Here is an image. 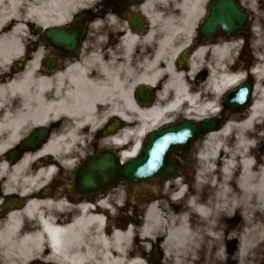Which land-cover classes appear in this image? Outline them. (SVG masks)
<instances>
[{"label": "bare ground", "instance_id": "bare-ground-1", "mask_svg": "<svg viewBox=\"0 0 264 264\" xmlns=\"http://www.w3.org/2000/svg\"><path fill=\"white\" fill-rule=\"evenodd\" d=\"M96 0H0V54L6 57L21 51L31 40L33 31L45 30L67 22L80 8ZM264 3V0H262ZM207 0H148L143 11L150 22L148 33L142 39L126 33L122 40V52H117L116 60L104 68L102 79L87 80L82 65H73L64 73L50 78L37 75L36 60L29 64L17 87L10 84L11 92L17 88L23 96V109L17 117L10 118L12 140L22 130L26 122L44 121L50 114L64 112L75 116L76 121H93L97 105L105 106L108 112H114L125 120L123 129L116 135L117 145L131 141L128 149L120 152L119 157L126 161L139 152V144L148 130L168 122L186 102V115L199 119L214 112L217 97L224 90L238 85L244 74L233 72L227 62L232 58V51L239 44H221L212 49L213 56L206 58L207 49L200 47L192 55V76L200 69L208 71V78L201 84L213 95L210 100H200L197 94L187 91L184 74L174 66V58L189 41L194 24L203 15ZM157 5V6H156ZM157 9H156V7ZM11 22L8 30L6 24ZM256 34L253 42L257 63L252 74L255 77L253 100L247 108L245 120L234 122L240 114L232 115L217 131L206 134L200 142L201 149L197 157L199 170L197 179L210 176V184L215 186L214 196L206 200V205L198 204L197 197L187 199V208L168 211L165 206L158 208L151 202L146 208L139 226L130 225L126 229L107 230L101 214L88 209L76 216L72 222L60 226L50 213L40 211L51 206V202L30 200L24 212L27 218L34 220L38 230H22V213L12 214L0 229V260L4 264H26L42 248V236H46L52 258L57 264H143L138 258H129L136 238L151 240L160 233L163 237L161 248L168 256L171 248L176 250H193L205 237L217 239L215 223L220 215L228 213L233 204L241 203V217L246 228L240 238L239 264H247L242 253L256 241H264V154L257 158L252 156L255 143L264 138V26L254 28ZM155 44L153 53L147 58L133 60V49L140 42ZM63 79L71 88L65 86ZM164 80L161 98L173 92V97L143 106L135 100L132 92L138 85L156 86ZM34 88L35 91L30 90ZM55 94L71 98H41L47 89ZM36 98H30V95ZM159 96V97H160ZM158 97V98H159ZM258 129L259 133L255 132ZM254 131V132H253ZM69 137H73L70 134ZM59 143L52 141L49 147L58 152ZM261 147H264L262 144ZM47 148L37 152L44 153ZM32 156H27L19 167L11 168L9 179L16 183L21 174L22 165ZM1 170L6 172L4 164ZM43 170L36 176L50 172ZM218 174V176L216 175ZM219 177V178H218ZM235 180V188L231 181ZM37 178H28L21 183L30 186ZM176 185L172 193V203L179 202L186 194V188L179 178L165 183ZM231 183V184H230ZM149 189V186L145 187ZM118 192V188L114 189ZM113 190V191H114ZM120 203V200H118ZM192 209L198 215L197 223L192 219ZM191 212H190V211ZM230 213V212H229ZM215 239V240H216ZM145 249L149 241H144ZM216 253L221 249L216 245ZM217 260H208L204 264H222ZM192 264H198L192 260Z\"/></svg>", "mask_w": 264, "mask_h": 264}, {"label": "flooded vegetation", "instance_id": "flooded-vegetation-1", "mask_svg": "<svg viewBox=\"0 0 264 264\" xmlns=\"http://www.w3.org/2000/svg\"><path fill=\"white\" fill-rule=\"evenodd\" d=\"M147 1L96 0L80 8L63 24L33 31L31 40L14 55L8 54L3 57L0 54V229L12 214L22 213V230L24 232L39 231L36 222L27 218L24 212L30 200L51 202V206L42 208L40 211L52 214L57 224H69L86 209L101 214L107 230L117 227L123 229L128 222L132 221L134 213H137L127 196L131 193L132 186L120 183L122 194L120 203L117 200V192L114 190L118 184L102 189L85 187L86 182L100 183V174L88 168V164L97 155L103 153L113 155L130 148L131 141H127L122 146L117 145L115 140L116 135L123 129L125 120L114 112H108L105 106L99 105L95 107L93 121H76L72 114L60 111L50 114L44 121L24 123L23 129L10 140V118L17 117L23 109L21 102L23 96L17 88L11 92L10 84L14 82L17 87L33 60H36L37 75L50 78L52 81L56 75L78 64L84 68L87 80L102 79L105 74L103 67L116 60L117 52H122V40L126 33L133 34L138 39H142L148 33L150 22L142 9ZM211 1L207 0L204 9L208 8ZM77 24L81 26V29H73ZM6 27L8 30L11 28L10 21ZM251 28V24H248L247 30L240 36H229L227 31L220 28L207 39L198 32L191 35L174 60L176 69L184 74V81L190 95L197 94L202 101L213 98L210 92L201 87L208 78V71L200 69L193 76L190 72L192 55L202 46L207 49L206 58L210 61L214 47L229 43L239 44L232 51V58L227 64L230 63L233 71H244L247 78L252 80L251 69L255 62L251 50L254 42L249 31ZM154 49L153 42L142 41L136 44L132 52L133 60L138 61L149 57ZM63 82L66 87L71 88L66 79H63ZM163 82L164 80H160L156 86H148L144 97L135 94V100L143 106H149L163 99L172 98L173 92L163 98L159 95ZM30 91L34 92L35 89L32 88ZM227 91L224 90L217 97L215 111L202 118L216 117L221 119V124L225 122L229 117V109L223 101ZM30 98L36 97L32 94ZM41 98L51 100L71 97L55 94L49 88ZM187 107L184 103L170 122L192 118L186 115ZM70 134H73V137H69ZM52 141L59 143L57 153L52 152L49 147ZM44 148H47L44 153H37ZM29 155L32 157L20 167L21 174L18 175V180L16 183H11L9 179L11 168L19 167ZM173 156L183 162L173 179L178 176L190 178L183 168V165H186L185 153L174 152ZM2 164L5 165L6 172L1 170ZM50 168L51 171L46 175L36 176L38 172ZM31 177L37 178L34 184L27 186L21 183ZM232 187L235 188V186ZM148 199L141 196L139 202ZM227 211L234 214L225 213L213 219L220 226V229L216 230L217 239L210 240L205 237L200 242L204 243L205 247L208 245L211 247V243L220 245L227 255L226 262L222 264H234L232 260H239L240 238L247 226L240 215L241 203L233 204ZM221 232L222 235H219ZM42 239V248L32 257L31 260H36L32 264H57L52 258V250L46 236L43 235ZM203 249L205 248L202 247ZM153 254L154 251L151 249L148 255H145L147 264H166L159 253H157L158 256H152ZM196 259L198 264H204L209 260H205L204 252L201 253V250L197 252ZM0 260L3 259L0 257Z\"/></svg>", "mask_w": 264, "mask_h": 264}, {"label": "water", "instance_id": "water-1", "mask_svg": "<svg viewBox=\"0 0 264 264\" xmlns=\"http://www.w3.org/2000/svg\"><path fill=\"white\" fill-rule=\"evenodd\" d=\"M247 20L248 13L239 6L237 0H213L199 31L205 37L216 28H223L229 34H238L244 29ZM138 92L142 95L143 88H138ZM249 93L250 84L243 83L228 91L224 101L230 109L236 110L244 106ZM217 129L218 121L211 119L201 122L186 120L154 129L141 145V152L137 157L122 164L114 157L103 154L89 167L101 174V187L118 181L137 184L156 177L164 178L175 173L168 156L171 149L187 150L191 141Z\"/></svg>", "mask_w": 264, "mask_h": 264}, {"label": "rangeland", "instance_id": "rangeland-1", "mask_svg": "<svg viewBox=\"0 0 264 264\" xmlns=\"http://www.w3.org/2000/svg\"><path fill=\"white\" fill-rule=\"evenodd\" d=\"M244 7L251 12V19L253 22V27H257L258 29L263 28L264 26V3L262 0H242ZM157 6V5H156ZM155 6V7H156ZM157 9V7H156ZM252 30L253 38H255V30ZM254 51V48H253ZM255 52V51H254ZM256 58V55H254V60ZM255 81V79H254ZM247 110V109H246ZM246 110H244L235 121L241 120V118L245 117L247 115ZM200 140H197L192 145V151L185 155L184 159L186 160V167L187 169H190L192 171V180L188 179L187 182V191L185 196L177 203H172V193L176 190V185L169 184L167 187H163L161 182H152L149 186V189L147 191H144L142 189H139L138 187H134L133 192H135L131 199L133 203H135V206L139 204L138 195L145 196V195H153L152 199L149 200L151 202H156L158 205V208H162L165 206V208L168 211H172L175 209H184L187 208V199L189 197H197V203L198 204H204L206 205V200L208 198H211L215 192L216 187L210 184V176L204 175L200 179H197V176L195 174L196 171L199 170V159L197 158V152L201 149L200 147ZM264 146V138H262V141H258L257 145L255 146V152L258 151L257 158H260L264 154V147H261L260 145ZM218 176V174H216ZM196 177V178H195ZM219 178V177H218ZM231 183H236L235 180H232ZM230 183V184H231ZM144 191V192H143ZM118 193H120V189L118 190ZM144 193V195L142 194ZM122 197V194H121ZM118 199V198H117ZM150 202H144L143 204L137 205V211L138 217H135L132 224L134 226H139L143 220L142 214L149 205ZM164 205V206H163ZM134 206V207H135ZM190 211V210H189ZM191 212V211H190ZM192 219L197 223L199 218L198 215L195 213V211L192 209ZM141 215V216H140ZM259 215L263 216L261 211L259 210ZM162 235L158 233L155 238L151 240H143L140 238H136L133 242L132 251L130 253L131 257H142V254L144 253L145 247L143 245L144 241H149L152 246L158 247L159 241L162 240ZM211 240V238H210ZM211 247L206 246L204 243L199 242L196 247L193 248V250H176L175 248H171L170 254L168 256H164V260L168 264H192V260H197L196 255L197 252L201 250V253L204 252L205 260H216V245L214 243L210 244ZM202 247L205 249L202 250ZM244 260L247 264H264V241H260L258 246L254 249V257L253 252H249L248 257ZM233 263L237 262L239 264V260H232ZM31 262V261H30ZM29 263V262H28ZM236 263V264H237Z\"/></svg>", "mask_w": 264, "mask_h": 264}, {"label": "clouds", "instance_id": "clouds-1", "mask_svg": "<svg viewBox=\"0 0 264 264\" xmlns=\"http://www.w3.org/2000/svg\"><path fill=\"white\" fill-rule=\"evenodd\" d=\"M6 71L8 69H5ZM256 210H264V209H256ZM234 213H228V215H232ZM219 235H222V232L219 233ZM258 246L257 242L256 241H253L249 246L248 248L245 250V252L242 253V256H244L245 258L248 257V254L249 252H253V257H254V249ZM216 260L219 261V262H226L227 260V255L224 251V249L221 247V249L219 250V252L216 254Z\"/></svg>", "mask_w": 264, "mask_h": 264}]
</instances>
